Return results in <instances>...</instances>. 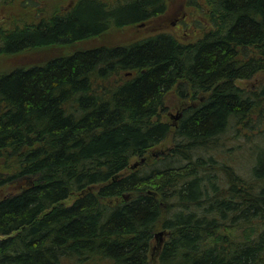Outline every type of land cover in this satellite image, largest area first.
<instances>
[{
    "label": "trees",
    "instance_id": "trees-1",
    "mask_svg": "<svg viewBox=\"0 0 264 264\" xmlns=\"http://www.w3.org/2000/svg\"><path fill=\"white\" fill-rule=\"evenodd\" d=\"M202 1L209 26L197 40L161 32L0 73V187L31 178L0 198V264H150L152 248L156 264H264V83L240 85L264 75V0ZM166 9L71 0L23 26L0 23V57ZM171 90L190 102L175 127L161 119ZM170 135L146 173L129 170ZM224 138L244 140L246 174L218 163ZM159 226L169 235L158 249Z\"/></svg>",
    "mask_w": 264,
    "mask_h": 264
},
{
    "label": "rangeland",
    "instance_id": "rangeland-1",
    "mask_svg": "<svg viewBox=\"0 0 264 264\" xmlns=\"http://www.w3.org/2000/svg\"><path fill=\"white\" fill-rule=\"evenodd\" d=\"M26 1L27 0H14V2H8L4 7L0 5V23L9 27L15 25L23 26L26 23L38 20L43 15L52 13L53 11L61 12L63 9L67 8V4L71 0H37L34 3L28 2L25 4ZM190 2L191 0H167L166 11L149 21L119 28H111L99 36L75 43L71 46H48L28 50L15 54L14 56L0 57V73L7 72L15 67L43 64L53 57L78 50H87L98 46L112 47L127 45L161 32L170 33L182 42L197 40V38L202 36V26L204 24L209 26V23L207 22V17L205 15L206 12L205 7L203 6V1L196 0L199 7L190 4ZM263 83L264 75H258L250 81L241 82L240 85L242 87H254L262 85ZM164 100L166 109L161 114V119L168 122L172 127H175L178 125L179 121V118L175 119V117L180 113H183V108L188 106L190 102L181 100L173 90L166 93ZM243 141V139L238 142L236 140L232 141L230 138H224L222 142H220L222 147L218 148L215 153L216 159L222 157L218 160V163L231 164L233 162L236 171H239L240 174H246L250 164L249 157L251 155L246 151ZM171 146L172 137L170 135L164 141L148 150L143 157L132 158L129 163V170L138 171L140 174L146 173V169L149 166L155 165L157 161H160V158H162L161 156H165ZM141 159H145L141 162L142 164L140 163ZM232 159H234V161ZM157 166H159V164H157ZM29 183H31V178H24L0 187V198L18 192ZM125 194L130 195L128 193ZM74 198V196L69 197L64 204H71ZM164 218L165 217H163V219ZM163 230L165 231V229L159 226L154 235ZM167 237L166 232V234L164 233L161 237V241L164 243ZM157 242V238L154 237L152 246L155 247ZM151 250L150 264H156L157 250L155 251L153 248Z\"/></svg>",
    "mask_w": 264,
    "mask_h": 264
},
{
    "label": "water",
    "instance_id": "water-1",
    "mask_svg": "<svg viewBox=\"0 0 264 264\" xmlns=\"http://www.w3.org/2000/svg\"><path fill=\"white\" fill-rule=\"evenodd\" d=\"M181 115H182V113H180L178 116H176L175 119L180 118ZM144 160L145 159H141L140 163L143 162ZM122 197H123V199H128L129 196L128 195H123ZM164 233L166 234V231L163 230V231H161V232H159V233H157L155 235V238H157V240H158V242H157V248H159L160 245H161V243H162L161 237L164 235Z\"/></svg>",
    "mask_w": 264,
    "mask_h": 264
},
{
    "label": "bare ground",
    "instance_id": "bare-ground-1",
    "mask_svg": "<svg viewBox=\"0 0 264 264\" xmlns=\"http://www.w3.org/2000/svg\"><path fill=\"white\" fill-rule=\"evenodd\" d=\"M142 164V163H141Z\"/></svg>",
    "mask_w": 264,
    "mask_h": 264
}]
</instances>
